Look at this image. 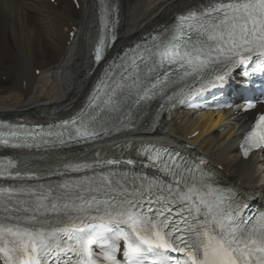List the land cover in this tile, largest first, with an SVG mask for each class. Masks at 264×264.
Segmentation results:
<instances>
[{
    "label": "snow or ice",
    "instance_id": "obj_1",
    "mask_svg": "<svg viewBox=\"0 0 264 264\" xmlns=\"http://www.w3.org/2000/svg\"><path fill=\"white\" fill-rule=\"evenodd\" d=\"M103 46L102 39L97 61ZM254 56L264 57V0H209L204 8L178 17L151 45L125 53L101 80L87 109L65 122L74 126L69 136L92 138L99 134L97 128L107 133L125 119L130 122L137 106L172 85L181 91L173 90L169 100L179 97L183 103L196 92L216 87L233 68L246 65ZM190 80L199 87L187 83L185 91ZM64 135L47 133L60 143L65 142ZM0 143L8 145L9 140ZM246 145L245 155L251 147L264 146V115L248 133ZM149 158L163 176L110 170L39 191L0 187L3 210L10 213L0 221V241L14 238L12 247L0 243L6 264H121L116 255L120 239L127 241L123 264H141L148 254L159 264H168L166 252L184 254L176 264H264V211L248 218L254 222H246L239 215L241 205L229 203L198 165L173 156L165 159L159 151ZM119 163L132 165L133 161L108 160L104 165ZM68 167L81 171L101 165ZM0 175L21 178L6 170ZM16 193H26L30 199L17 200L9 208L7 202ZM101 227L109 233L108 247L101 245L104 250L94 253L90 245ZM69 253L76 255L75 261Z\"/></svg>",
    "mask_w": 264,
    "mask_h": 264
},
{
    "label": "bare ground",
    "instance_id": "obj_2",
    "mask_svg": "<svg viewBox=\"0 0 264 264\" xmlns=\"http://www.w3.org/2000/svg\"><path fill=\"white\" fill-rule=\"evenodd\" d=\"M78 3L79 8L72 0H56V5L50 0H0V121L55 123L75 116L89 100L104 70L103 65L95 68L93 63L101 29L100 7L98 0ZM115 3L119 40L110 51L112 56L159 26L175 23L180 14L206 6L209 0ZM72 31L73 39L69 35ZM194 115L175 111L153 132L152 113L131 129L85 148L9 154L20 161L19 170L48 176L68 171L78 160H102L108 154L138 155L145 142L159 141L195 159H205L207 168L226 185L248 200L264 204V155L244 160L238 149L253 117L248 121L234 111ZM198 130L197 138L188 139Z\"/></svg>",
    "mask_w": 264,
    "mask_h": 264
},
{
    "label": "rangeland",
    "instance_id": "obj_3",
    "mask_svg": "<svg viewBox=\"0 0 264 264\" xmlns=\"http://www.w3.org/2000/svg\"><path fill=\"white\" fill-rule=\"evenodd\" d=\"M3 81H4V82H6V81H7V80H6V77H4Z\"/></svg>",
    "mask_w": 264,
    "mask_h": 264
}]
</instances>
